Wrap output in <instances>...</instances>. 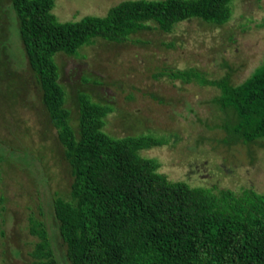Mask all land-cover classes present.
<instances>
[{
    "label": "rangeland",
    "instance_id": "rangeland-1",
    "mask_svg": "<svg viewBox=\"0 0 264 264\" xmlns=\"http://www.w3.org/2000/svg\"><path fill=\"white\" fill-rule=\"evenodd\" d=\"M120 1L55 0L52 12L59 21L104 16ZM231 8L224 24L192 18L168 33L153 27L125 42L96 38L77 54L57 53L73 129L78 94L85 92L112 107L104 124L110 135L150 134L166 141L140 154L158 159L168 179L215 191L264 192V142H220L226 114L212 101L219 89L154 77L162 68L189 67L211 79L229 74L234 84L248 77L264 61V0H232ZM0 156V264H34L31 252L38 237L29 230L31 218L44 223L59 264H69L54 199L69 198L71 167L25 53L11 0H0Z\"/></svg>",
    "mask_w": 264,
    "mask_h": 264
},
{
    "label": "trees",
    "instance_id": "trees-1",
    "mask_svg": "<svg viewBox=\"0 0 264 264\" xmlns=\"http://www.w3.org/2000/svg\"><path fill=\"white\" fill-rule=\"evenodd\" d=\"M11 1L43 103L71 167L69 198L54 199L69 264H264V192L215 191L168 179L158 159L140 154L166 141L150 134L110 135L104 124L112 107L85 92L78 94L73 129L54 59L59 52L77 54L96 38L121 43L153 27L171 32L192 18L224 24L232 15V0H122L104 16L72 21L57 19L55 0ZM159 76L219 89L212 101L226 114V136L220 142H264V61L235 84L229 74L211 79L195 67L162 68L154 74ZM1 208L0 194V215ZM29 230L38 237L31 252L34 264H59L44 223L31 218Z\"/></svg>",
    "mask_w": 264,
    "mask_h": 264
}]
</instances>
